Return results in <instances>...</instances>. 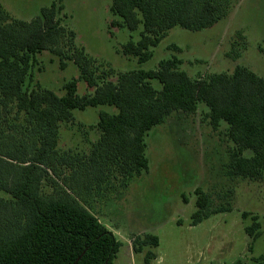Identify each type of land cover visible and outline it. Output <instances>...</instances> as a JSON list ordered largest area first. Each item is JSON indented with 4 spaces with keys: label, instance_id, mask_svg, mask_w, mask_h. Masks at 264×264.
Listing matches in <instances>:
<instances>
[{
    "label": "trees",
    "instance_id": "1",
    "mask_svg": "<svg viewBox=\"0 0 264 264\" xmlns=\"http://www.w3.org/2000/svg\"><path fill=\"white\" fill-rule=\"evenodd\" d=\"M109 1L110 12L120 19L112 27L133 32L141 26L138 40L121 48L139 66L153 57V49L174 27L191 32L210 28L236 2ZM65 19L62 0L41 7L29 21L12 17L0 3V192L6 196L0 197V264H113L121 243L91 211V203L116 186L126 189L148 171L146 137L174 112L190 115L205 106L208 124L224 126L231 144L227 174L263 178V77L239 65L232 73L192 78L175 55L153 70L98 71L101 65L75 45ZM46 50L59 57L61 69L67 61L79 69L77 79L63 84L61 96L34 81L36 56ZM259 50L264 54V48ZM78 81L90 91L79 96ZM99 106L116 112L99 111L94 126L98 138L87 151L61 152L60 127L72 123L73 111ZM50 175H61L63 188L44 195L42 183ZM194 195L193 225L210 215L208 195L199 187ZM248 216L242 214L243 219ZM250 220L245 232L251 242L258 237L264 241V222L258 215ZM158 246L159 238L146 233L134 239L132 250ZM155 258L154 252H146V262ZM252 264H264V252Z\"/></svg>",
    "mask_w": 264,
    "mask_h": 264
},
{
    "label": "rangeland",
    "instance_id": "2",
    "mask_svg": "<svg viewBox=\"0 0 264 264\" xmlns=\"http://www.w3.org/2000/svg\"><path fill=\"white\" fill-rule=\"evenodd\" d=\"M51 1L0 0V3L12 17L29 21ZM62 3L64 24L75 33V45L98 61L101 65L98 71L153 70L160 60L175 55L192 78L232 73L239 65L264 78V54L259 50L264 48V0H236L225 18L201 31L174 27L142 66L121 52L129 40H138L141 26L133 32L125 27H112L111 23L120 19L110 12L109 0H62ZM36 58L34 81L58 96L64 94V83L79 76L72 61L61 69L59 57L47 50ZM154 86L159 88L157 82ZM89 91L84 81L77 82L79 96ZM101 110L116 112L106 106L74 110L72 123L60 127L58 149L71 153L87 151L90 142L98 138L94 126ZM205 112L203 105L190 115L174 112L153 128L146 137L148 171L132 180L126 189L116 186L104 198L98 197L91 203V211L121 243L113 264H252L253 258L263 254V238L251 242L245 227L250 224L251 215H258L264 222V176L253 180L227 174L231 144L225 136V127L213 129L204 117ZM61 177L50 175L49 180L43 181L42 194L61 190ZM197 187L208 195L210 215L193 225L191 215L196 210ZM0 197L6 198L2 192ZM226 208L227 211L221 210ZM243 213H248V218L243 219ZM146 233L156 235L159 246L133 252L134 239ZM149 250L156 258L146 262Z\"/></svg>",
    "mask_w": 264,
    "mask_h": 264
}]
</instances>
